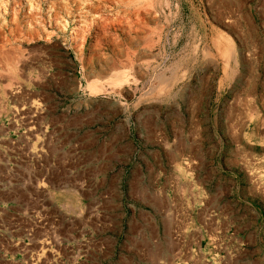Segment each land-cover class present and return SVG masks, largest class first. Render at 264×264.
Wrapping results in <instances>:
<instances>
[{"label": "rangeland", "instance_id": "374dc122", "mask_svg": "<svg viewBox=\"0 0 264 264\" xmlns=\"http://www.w3.org/2000/svg\"><path fill=\"white\" fill-rule=\"evenodd\" d=\"M263 29L264 0H0V264H264ZM188 114L237 168L138 187L141 123Z\"/></svg>", "mask_w": 264, "mask_h": 264}, {"label": "crops", "instance_id": "0c3cea01", "mask_svg": "<svg viewBox=\"0 0 264 264\" xmlns=\"http://www.w3.org/2000/svg\"><path fill=\"white\" fill-rule=\"evenodd\" d=\"M262 33H264V29ZM156 49L159 51V48ZM153 50L155 49L153 48ZM88 83L91 82L88 81L86 85ZM95 87L96 93L89 94L87 90L84 89L85 96L80 99V101L85 104L84 110L86 113L88 114V112L92 110L91 106L95 103L111 102V104L118 107V110L115 112L109 109L103 112L104 115L110 119L114 118L115 120L113 123L122 126L124 129H128L130 126L128 121L130 117L128 112V105L130 102L129 96L115 98V94H113V89L111 87L97 84H95ZM127 91L129 93L131 90ZM144 116L147 115L145 114ZM186 118L190 123L179 125L178 133L172 138L161 136L164 132V127L159 123L153 121H144L141 123L142 131L140 137L136 139V143H134L135 154H125L124 157H119L120 160H124V162L128 164L125 175L131 174L140 180V182L137 183L139 184L137 185L138 187H145L146 184L144 183H146V179H151L154 185L168 190L166 183V179L169 177L168 174L175 171V166L177 163H181L183 158H186L191 164V171L193 172L198 186L206 189H209L208 183L212 178L211 173L213 174V172L217 170L219 173H222L224 171L223 169L233 171L237 168L235 160L232 161V159H228L221 151L217 156L213 155V161L216 164L208 165L207 163H211L212 161L210 159V154L207 153V142L202 136V124L197 121L196 114H188ZM182 119H184V117ZM91 125L92 124L88 125L89 128L93 126ZM237 140L238 138H230L229 144L233 145ZM215 142L217 145H222L223 139L219 137ZM125 169L126 168L123 169L124 172ZM219 173L218 175L220 178H223L222 174ZM176 176H178L180 181L186 178L184 174L181 173ZM180 183L182 182H179V189L187 187L185 183Z\"/></svg>", "mask_w": 264, "mask_h": 264}, {"label": "bare ground", "instance_id": "6f19581e", "mask_svg": "<svg viewBox=\"0 0 264 264\" xmlns=\"http://www.w3.org/2000/svg\"><path fill=\"white\" fill-rule=\"evenodd\" d=\"M223 56V55H222ZM70 200V199H69ZM67 205V204H66ZM66 207V206H65ZM71 209V208H70Z\"/></svg>", "mask_w": 264, "mask_h": 264}]
</instances>
